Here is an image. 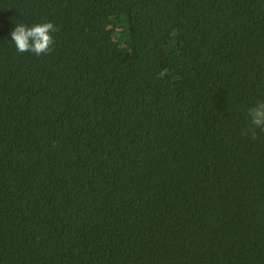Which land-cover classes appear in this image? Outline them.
Instances as JSON below:
<instances>
[{
  "label": "trees",
  "instance_id": "16d2710c",
  "mask_svg": "<svg viewBox=\"0 0 264 264\" xmlns=\"http://www.w3.org/2000/svg\"><path fill=\"white\" fill-rule=\"evenodd\" d=\"M262 100L264 0H0V264H264Z\"/></svg>",
  "mask_w": 264,
  "mask_h": 264
},
{
  "label": "clouds",
  "instance_id": "9594fccd",
  "mask_svg": "<svg viewBox=\"0 0 264 264\" xmlns=\"http://www.w3.org/2000/svg\"><path fill=\"white\" fill-rule=\"evenodd\" d=\"M59 29L53 22H45L27 26L17 24L11 32V39L19 53H32L36 56L50 55L54 51L55 39L53 33ZM168 75L164 70L159 73L158 78ZM250 118V126L241 134L251 139H257V132L264 131V100L249 107L247 112Z\"/></svg>",
  "mask_w": 264,
  "mask_h": 264
}]
</instances>
